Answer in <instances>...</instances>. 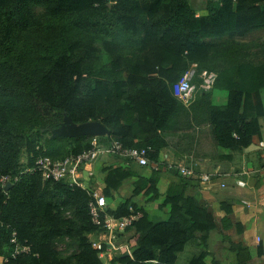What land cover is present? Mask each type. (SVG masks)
<instances>
[{
	"label": "trees",
	"instance_id": "1",
	"mask_svg": "<svg viewBox=\"0 0 264 264\" xmlns=\"http://www.w3.org/2000/svg\"><path fill=\"white\" fill-rule=\"evenodd\" d=\"M35 8L45 13L37 15ZM207 11L199 16L189 0H0L3 264H105L100 254L108 246L96 250L88 238L101 231L90 216L93 193L26 173L21 163L25 153L27 168L39 155L64 159L92 147L90 135L47 141L43 126L16 132L13 124L39 106L75 124H102L109 134L100 141L112 137L126 147L145 148L162 168L167 133L183 113L189 124H209L221 149L242 151L261 139L264 62L232 55L223 68L208 63L225 61L210 41L229 38L233 48L240 39L264 30V0H208ZM194 66L199 74L218 73L215 88L228 92L226 106L213 105L211 93L189 108L175 96L174 85ZM122 74L125 77H117ZM104 172L107 198L133 176L124 168ZM159 175L154 171L150 178H140L130 199L116 210L108 209L115 218L130 216V208L142 214L127 229L138 235L131 256L120 254L109 264H177L178 255L195 239L205 250L189 264H206L208 241L218 227L205 201L186 195V185L171 188L165 201L171 207L169 220L150 216L134 203L143 194L148 202L161 197ZM5 176L17 178L7 194L1 183ZM222 209L228 230L232 207L223 203ZM13 239L31 246L33 253L14 257L18 245ZM64 240L73 248L66 257L59 250ZM230 250L238 264H247L248 251L240 244L230 242Z\"/></svg>",
	"mask_w": 264,
	"mask_h": 264
},
{
	"label": "crops",
	"instance_id": "2",
	"mask_svg": "<svg viewBox=\"0 0 264 264\" xmlns=\"http://www.w3.org/2000/svg\"><path fill=\"white\" fill-rule=\"evenodd\" d=\"M194 1L195 4L192 7L197 14L199 16L207 15L208 0ZM250 36H264V31H256L248 37ZM217 77L218 73L213 72L212 79L214 82ZM212 85L211 88L213 89L210 92L212 104L218 107L226 106L228 104V92L221 86L215 88V84ZM262 96L264 104V92ZM259 121L261 139H255L249 148L242 151L221 149L212 135L209 124L191 120L187 129L191 134L187 136H172L175 129L173 128L168 132L167 146L160 155V163L165 165L159 175L158 189L161 197L155 202H148L144 194L134 199V203L139 209L150 216L162 217L164 220H169L171 216V207L165 206V201L169 190L175 186L186 185V195L205 201L214 214L218 227L208 241L206 264H238L236 253L230 250V242L240 244L242 248L248 251L249 260L247 264H264V163L259 149V143L264 141V116ZM89 124H91L89 135L98 136L103 131L102 127L104 126L102 124ZM105 130L107 129L105 128ZM107 131L109 132V130ZM102 139V143L105 142V144L109 141L106 138ZM169 164L186 167L195 176L183 177L178 168L167 169L166 166ZM111 167L130 169L133 176L123 183L118 192H113L111 198H107L104 194L107 188L104 170ZM153 172L151 168L140 166L135 168L132 163L125 159L107 156L89 168V171L84 173L83 178L86 186L93 189L98 195L106 197L107 210H116L132 197L135 189L134 184L140 178H150ZM215 172H219L221 175L213 177L211 182H202L198 178L201 175L214 174ZM239 180L244 181L247 186L238 187L237 181ZM223 203H229L232 207V213L228 216L232 226L228 230L223 227V219L227 216L222 209ZM239 226H242V233L238 232ZM127 235H133L130 242L134 249L138 240L135 231L116 232L113 236L110 234L93 235L90 239L101 241L102 246H108L103 251L102 259L104 261V258L107 257V261L104 263L109 264L117 256L118 251L128 247V240H118L120 236ZM204 250L198 239L191 241L185 251L178 255L177 264H189ZM132 251L128 252L130 256ZM4 260L3 257H0V264H3Z\"/></svg>",
	"mask_w": 264,
	"mask_h": 264
},
{
	"label": "built area",
	"instance_id": "3",
	"mask_svg": "<svg viewBox=\"0 0 264 264\" xmlns=\"http://www.w3.org/2000/svg\"><path fill=\"white\" fill-rule=\"evenodd\" d=\"M206 73L199 74L197 66H194L187 70L181 76L179 82L174 85L173 91L175 96L183 102L186 106L191 105L194 101L195 81L197 79H204ZM214 83V79H212ZM204 84L207 81L203 80ZM211 84V85H212ZM209 86V89L211 88ZM259 149L262 154V160L264 163V141L259 143ZM118 157L127 160L130 163L137 164L140 167L151 168L153 171L160 172L163 168L159 163H155L150 159V151L142 148H129L114 138H110L108 143H102L100 137L95 136L92 140V147L88 151L81 154H71L64 159H53L48 156L39 155L35 158V162L32 166L25 169L26 173L40 174L44 180H52L55 182H64L73 188H81L87 191H92L93 199L89 203L90 216L93 223L101 228V231L95 234L89 235V241L93 248L96 250L102 249L101 241L91 240L93 235L110 234L113 236L116 232H125L131 227L134 222L142 217L140 212H135L133 208H130L131 215L124 218H115L107 213L108 202L105 196L98 195L93 189L86 186L84 183L83 175L86 171H89L96 162L103 157ZM167 169H179L180 175L183 177H193L195 174L188 168L179 166L177 164H169ZM176 167V168H175ZM221 173L215 172L214 174L201 175L198 177L202 182H211L213 177L219 176ZM17 181V178L11 176L2 177L1 183L5 189V193H8V189L12 184ZM225 186V185H223ZM238 187H246L247 184L244 181H237ZM13 243L17 244V248L13 253L14 257L19 255H31L33 253L31 246H20L16 239H13ZM102 252L100 257H103Z\"/></svg>",
	"mask_w": 264,
	"mask_h": 264
},
{
	"label": "rangeland",
	"instance_id": "4",
	"mask_svg": "<svg viewBox=\"0 0 264 264\" xmlns=\"http://www.w3.org/2000/svg\"><path fill=\"white\" fill-rule=\"evenodd\" d=\"M214 2H218L219 0H213ZM191 5L195 4L194 0H190ZM35 13L37 15H41L45 13L44 9L41 8H35ZM264 31V30H262ZM264 36L260 37H253L250 36L245 39H240V41H237V46L230 48V46L234 45L231 39H220V40H214L210 41L214 43L218 47V55L222 58H224L225 61H211V63H208V66L211 67L214 65L217 67L219 64V67L223 68L225 64H227L228 61L231 60L233 57L232 55L239 57V58H245V61H252L255 64H259L264 62ZM212 64V65H211ZM224 64V66H223ZM218 67V68H219ZM206 73L204 79L207 81L206 84H204V79H197L194 83L196 89L194 92V101L191 103V105L186 106L183 102L182 104L189 108L191 107L196 101H198L205 93H210L213 88L209 89V86L212 84V73L210 70H205L201 74ZM117 77H125V74L119 75ZM215 84V82H214ZM213 87V85H211ZM178 124L176 125L175 129L173 130L174 135L172 136H187L191 134V132H188L189 122L187 119V116L183 113L180 116H178ZM20 122H15L14 127L15 131H27L31 127H35V129H39L41 126L46 127L45 129H42L44 139L47 141L56 137V136H63L65 138H77V136L82 135H88L90 133L91 124L84 123V124H75L70 122L67 118L60 119L57 116H55L52 113H49L48 110L44 106H39L37 109H34L31 113L27 114V116L23 119H19ZM94 123V122H92ZM60 126V130H55L53 127ZM33 127V128H34ZM205 134V133H204ZM207 135V134H206ZM205 135V136H206ZM168 137V133H167ZM68 155V154H67ZM28 158L26 153L23 154L21 163L24 165L26 169ZM132 166L135 168H139L136 164L132 163ZM23 168V169H24ZM63 215L65 217L71 218L72 214L70 212H64ZM133 235H127V236H120L118 239L119 241L128 240V247L123 248L122 250L118 251L117 256L120 254L128 253L129 251H132V243L130 242ZM69 240H64L59 242V250L63 257H66L70 255L73 252V248L70 246ZM183 253V252H182ZM1 257V256H0ZM5 258V257H3ZM3 261V260H2ZM104 261H107V257L104 258Z\"/></svg>",
	"mask_w": 264,
	"mask_h": 264
},
{
	"label": "water",
	"instance_id": "5",
	"mask_svg": "<svg viewBox=\"0 0 264 264\" xmlns=\"http://www.w3.org/2000/svg\"><path fill=\"white\" fill-rule=\"evenodd\" d=\"M102 130H103V131L99 133L100 135H98V137L103 136L104 134H109V132H108L107 130H105L104 127H102ZM88 135H89V134H88ZM90 136H92V135H90ZM104 136H105V135H104ZM106 136H107V135H106ZM93 137H95V136H93ZM126 256H130V254L127 253Z\"/></svg>",
	"mask_w": 264,
	"mask_h": 264
}]
</instances>
